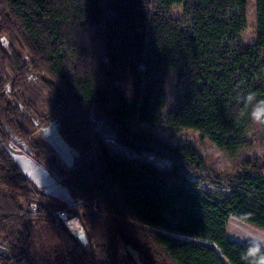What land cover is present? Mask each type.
Wrapping results in <instances>:
<instances>
[{
	"label": "trees",
	"instance_id": "obj_1",
	"mask_svg": "<svg viewBox=\"0 0 264 264\" xmlns=\"http://www.w3.org/2000/svg\"><path fill=\"white\" fill-rule=\"evenodd\" d=\"M255 2L256 41L244 43L248 0H0V264H36L28 218L55 226L59 264H258L264 251L250 255L256 245L231 241L227 227L235 219L264 234V159L221 176L153 130L198 131L228 158L249 135L264 147L253 117L264 101V0ZM37 78L45 114L26 98ZM52 122L76 151L71 167L40 133ZM100 126L131 154L114 151ZM20 156L75 206L27 177ZM57 211L79 218L87 245Z\"/></svg>",
	"mask_w": 264,
	"mask_h": 264
},
{
	"label": "rangeland",
	"instance_id": "obj_2",
	"mask_svg": "<svg viewBox=\"0 0 264 264\" xmlns=\"http://www.w3.org/2000/svg\"><path fill=\"white\" fill-rule=\"evenodd\" d=\"M255 10H256V2L255 0H248V12H247V27L242 34V42L244 43H254L256 41L255 29H256V19H255ZM173 15H180V7H176L173 10ZM26 98L37 99L39 110L41 113H47V100L48 95L44 90L40 79L30 80L28 83V87L26 90ZM97 130L101 133L106 143L116 152L131 154L129 150L122 147L116 140L115 133L107 128V127H98ZM154 132L167 140L168 142L176 145V144H188L194 147L199 154L204 158V161L208 167V169L218 175L226 176V175H235L242 170V168L247 164V162H255L260 159H264V147H257L254 138L252 135H249L246 138V142L248 144V148L243 150L239 156L236 158H228L223 152L217 150L213 147L211 141L207 138H203L201 133L192 129H176L174 127L168 125H157L154 127ZM41 135L48 143V149L51 151L50 155H56L61 163L65 167H71L74 163V160L77 156L76 151L67 144L64 140L60 128L57 122L50 123L48 128L41 130ZM13 149L17 150L15 145H13ZM146 158L156 165L167 168L170 166V162L164 159L157 158L152 155H147ZM20 162V166L23 172H26L25 162L21 159L18 160ZM37 177V174H34L33 177ZM34 177V178H35ZM44 185L49 186L46 181V177L42 178ZM201 187H203L209 194L216 197H226L229 195L230 190L221 188L218 186L210 185L208 182H201ZM5 190L0 187V191ZM49 194L54 196H61L58 194V189L52 191L51 189L48 191ZM12 196H14L20 203L21 206H25L24 197L17 193L12 192ZM35 204H31L30 211L32 208H35ZM37 208V207H36ZM58 212V211H57ZM56 212V213H57ZM31 215H35L36 213L30 212ZM70 216V215H69ZM73 221L76 222L75 226L77 228H81V224L78 217ZM132 223V222H130ZM135 224V223H132ZM238 224V233L235 235L232 233L230 229H234V225ZM27 225L30 231V246L31 253L33 258L35 259L36 264H59L60 259V247L57 240V231L54 225L52 224H43L40 226L35 225L34 221L31 218L27 219ZM241 228V229H240ZM80 233H84L81 229ZM78 232V233H79ZM228 238L231 241H235L240 244H253L258 245L261 241H264V234L259 233L246 226L243 223H239L235 219H231L228 223L227 227ZM76 234V236L78 235ZM84 243L87 245L86 235L84 233ZM263 236V237H262ZM78 237V236H77Z\"/></svg>",
	"mask_w": 264,
	"mask_h": 264
},
{
	"label": "crops",
	"instance_id": "obj_3",
	"mask_svg": "<svg viewBox=\"0 0 264 264\" xmlns=\"http://www.w3.org/2000/svg\"><path fill=\"white\" fill-rule=\"evenodd\" d=\"M20 159H22L23 162H25V164L23 166H25V168H26V173H28L30 175V178L35 183H37L39 186H42V187L45 188L46 185H44V182H43L42 178L46 177V181L49 182L48 184L50 186V189L52 191H54L56 188H58V190H60V192L63 194L62 195V199L66 203V205L67 206H71V207L75 206L76 200H74V198L69 193H67L66 190L62 186H60L58 184L57 180L53 179V177L51 175L47 174L38 163H36L35 161H33L30 158H26V157H23V156H20ZM34 174H37L38 176L37 177L34 176L35 177L34 178L33 177ZM238 222L241 223L240 221H238ZM238 226H240V225L235 224L234 225V229H230L232 231V233L235 234V235L238 233V229H239ZM259 233H261V232H259ZM227 234H228V232H227ZM258 245L264 251V241H261V243H258Z\"/></svg>",
	"mask_w": 264,
	"mask_h": 264
},
{
	"label": "clouds",
	"instance_id": "obj_4",
	"mask_svg": "<svg viewBox=\"0 0 264 264\" xmlns=\"http://www.w3.org/2000/svg\"><path fill=\"white\" fill-rule=\"evenodd\" d=\"M249 99H251V97H249ZM253 117L256 121L264 123V101H261L259 105L254 109ZM259 251L260 248L259 245H257L256 247L250 249L249 254L256 255L257 253H259ZM258 264H264V255H260Z\"/></svg>",
	"mask_w": 264,
	"mask_h": 264
},
{
	"label": "built area",
	"instance_id": "obj_5",
	"mask_svg": "<svg viewBox=\"0 0 264 264\" xmlns=\"http://www.w3.org/2000/svg\"><path fill=\"white\" fill-rule=\"evenodd\" d=\"M37 211V208H32L31 209V212L32 213H36ZM55 215L61 219L65 225L76 235L81 229L83 230V228H77L75 226V224H73V221L75 218H72L69 216L68 212L67 211H58L57 213H55Z\"/></svg>",
	"mask_w": 264,
	"mask_h": 264
},
{
	"label": "water",
	"instance_id": "obj_6",
	"mask_svg": "<svg viewBox=\"0 0 264 264\" xmlns=\"http://www.w3.org/2000/svg\"><path fill=\"white\" fill-rule=\"evenodd\" d=\"M24 173H25V175H26L27 177L30 178V175H29L28 173H26V172H24ZM30 179H31V178H30ZM77 236H78V238H79L81 241H82V240L84 241V237H85V236H84V233H83V232H82V233H79ZM83 241H82V242H83ZM84 242H85V241H84ZM84 242H83V243H84ZM84 244H85V243H84Z\"/></svg>",
	"mask_w": 264,
	"mask_h": 264
},
{
	"label": "bare ground",
	"instance_id": "obj_7",
	"mask_svg": "<svg viewBox=\"0 0 264 264\" xmlns=\"http://www.w3.org/2000/svg\"><path fill=\"white\" fill-rule=\"evenodd\" d=\"M76 224V222H74Z\"/></svg>",
	"mask_w": 264,
	"mask_h": 264
}]
</instances>
